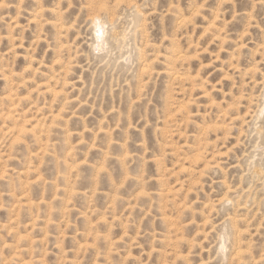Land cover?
I'll list each match as a JSON object with an SVG mask.
<instances>
[{"label":"rangeland","instance_id":"1","mask_svg":"<svg viewBox=\"0 0 264 264\" xmlns=\"http://www.w3.org/2000/svg\"><path fill=\"white\" fill-rule=\"evenodd\" d=\"M0 264H264V0H0Z\"/></svg>","mask_w":264,"mask_h":264},{"label":"bare ground","instance_id":"2","mask_svg":"<svg viewBox=\"0 0 264 264\" xmlns=\"http://www.w3.org/2000/svg\"><path fill=\"white\" fill-rule=\"evenodd\" d=\"M96 20H97V19H96ZM98 20H99V19H98ZM100 21H101V20H100ZM100 26H101V25H100ZM105 26H106V25H105ZM101 27H102V26H101ZM100 31H102V28H101ZM101 34H104V30L101 32ZM101 34H100V35H101ZM101 37H102V36H101ZM101 37L99 36V39H101ZM98 41H99V40H98ZM101 41H102V43H101L102 45H101V46L103 47V46H104V45H103V44H104V41H103V40H101ZM102 50H103V49H102Z\"/></svg>","mask_w":264,"mask_h":264}]
</instances>
